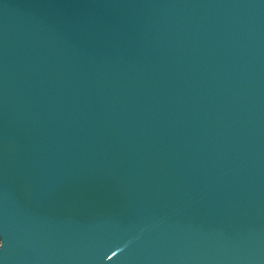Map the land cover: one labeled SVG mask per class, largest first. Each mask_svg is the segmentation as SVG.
Returning <instances> with one entry per match:
<instances>
[{
    "label": "water",
    "instance_id": "1",
    "mask_svg": "<svg viewBox=\"0 0 264 264\" xmlns=\"http://www.w3.org/2000/svg\"><path fill=\"white\" fill-rule=\"evenodd\" d=\"M0 264H264V0H0Z\"/></svg>",
    "mask_w": 264,
    "mask_h": 264
}]
</instances>
